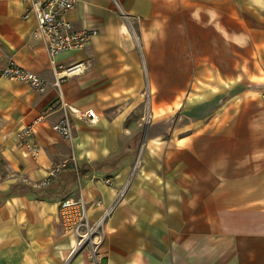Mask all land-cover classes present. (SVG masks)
Listing matches in <instances>:
<instances>
[{
    "label": "crops",
    "instance_id": "obj_1",
    "mask_svg": "<svg viewBox=\"0 0 264 264\" xmlns=\"http://www.w3.org/2000/svg\"><path fill=\"white\" fill-rule=\"evenodd\" d=\"M24 11L0 0V71L47 86L0 77V264H90L58 212L79 195L90 221L111 207L104 264H264V0H77L94 33L52 57Z\"/></svg>",
    "mask_w": 264,
    "mask_h": 264
},
{
    "label": "built area",
    "instance_id": "obj_2",
    "mask_svg": "<svg viewBox=\"0 0 264 264\" xmlns=\"http://www.w3.org/2000/svg\"><path fill=\"white\" fill-rule=\"evenodd\" d=\"M25 11L23 17L33 16L36 26L32 32L34 38L43 42L50 57L72 49H80L86 46L89 38L94 33L91 29H76L71 21L67 19V13L72 9L77 0H23ZM84 66L81 62L68 65L53 66V85L57 88L70 75L82 72ZM0 77H7L19 80L30 85L33 89L43 91L47 86V81L14 61L1 69ZM62 107L65 104L62 103ZM76 118L83 120H93L96 113L93 109H78L66 107ZM42 118L38 117L37 121ZM53 130L64 138H70L72 125L69 115L62 116L52 125ZM31 126H26L19 131L20 137H26L31 133ZM30 148L36 152L34 145ZM110 184L109 178L104 180ZM111 207L107 208L103 215L96 221H90L86 210V201L82 195L70 197L62 200L58 207L60 221L67 232H71L75 237V246L72 253L85 250L89 257L90 264H104L100 247L104 239V221L110 213Z\"/></svg>",
    "mask_w": 264,
    "mask_h": 264
}]
</instances>
